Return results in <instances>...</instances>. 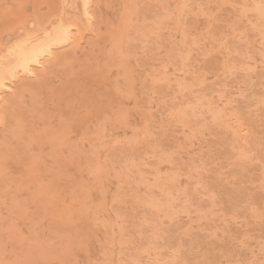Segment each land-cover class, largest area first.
<instances>
[{"label": "rangeland", "instance_id": "1", "mask_svg": "<svg viewBox=\"0 0 264 264\" xmlns=\"http://www.w3.org/2000/svg\"><path fill=\"white\" fill-rule=\"evenodd\" d=\"M0 264H264V0H0Z\"/></svg>", "mask_w": 264, "mask_h": 264}, {"label": "bare ground", "instance_id": "2", "mask_svg": "<svg viewBox=\"0 0 264 264\" xmlns=\"http://www.w3.org/2000/svg\"><path fill=\"white\" fill-rule=\"evenodd\" d=\"M60 29H62V28H60ZM65 31H67V30H65ZM63 32H64V31H63ZM67 33H68V31H67ZM54 34H55V33H54ZM54 34H53V36H54ZM49 36H50V35H49ZM48 38H51V37H48ZM68 38H69V37H68ZM51 39H52V38H51ZM51 39H50V40H51ZM57 39H58V38H57ZM45 40H46V39H45ZM59 40H60V39H59ZM65 40H66V39H65ZM47 41H48V40H47ZM66 41H67V40H66ZM71 41H72V40H71ZM36 42H37V41H36ZM42 42H43V41H42ZM42 42H39L38 44H41ZM32 43H34V42H32ZM25 44H27V43H25ZM35 44H37V43H35ZM35 44H33V45L35 46ZM30 45H31V43H30ZM41 45H42V44H41ZM41 45H40V46H41ZM31 46H32V45H31ZM31 46H29V48H30ZM53 46H54V45H53ZM16 47H17V46H16ZM49 47H50V46H49ZM9 48H10V47H9ZM18 48H19V47H18ZM27 48H28V46H27ZM36 48H37V47H36ZM38 48H39V47H38ZM16 49H17V48H16ZM50 49H51V48H50ZM50 49H49V50H50ZM13 50H14V48H13ZM25 50H26V49H25ZM25 50H24V51H25ZM31 50H32V49H31ZM43 50H44V49H43ZM14 51H15V50H14ZM45 51H46V50H45ZM25 52H28V51H25ZM34 52H35V51H34ZM41 52H42V51H41ZM49 52H50V51H49ZM49 52H48V53H49ZM11 53H12V52H11ZM11 53H10V54H11ZM13 53H14V52H13ZM13 53H12V54H13ZM20 53H21V52H19V54H20ZM28 53H29V52H28ZM30 53H31V52H30ZM42 53H44V52H42ZM42 53H41V54H42ZM45 53H47V52H45ZM48 53H47V54H48ZM16 54H18V53H16ZM25 54H26V53H25ZM47 54H46V55H47ZM10 56H11V55H10ZM13 56H14V55H13ZM13 56H12V57H13ZM17 56H18V55H17ZM43 56H44V55H43ZM18 57H19V56H18ZM27 57H28V56H27ZM30 57H32V58H30ZM30 57H29V59H32V60H33L34 58H35V59H38V56H37V57H36V56L33 57V54H32V56H30ZM39 57H40V56H39ZM20 58H21V57H20ZM42 58H43V57H42ZM17 59H18V58H17ZM35 59H34V60H35ZM13 60H14V59H13ZM18 60H19V59H18ZM26 60H27V59H26ZM22 61H23V63H24V59H22ZM22 61L19 60V62H22ZM28 61H29V60H28ZM36 61H37V60H36ZM10 62H11V61H10ZM11 63H12V62H11ZM11 63H9V64L6 63V64H7V65H10ZM14 63H16V62L13 61L12 65H13ZM23 63H20V64H23ZM28 63H29V62H28ZM28 63H27V64H28ZM33 63H34V62H33ZM27 64H23V65L26 67ZM29 65H30V64H29ZM34 65H35V64H34ZM34 65H33V66H34ZM13 66H14V65H13ZM21 66H22V65H21ZM3 67H4V66H3ZM3 67H2V69H3ZM10 67H11V65H10ZM10 67L7 66V67H4V68L7 69V68H10ZM28 67H29V66H28ZM28 67H26V68H28ZM14 68H15V67H13V69H14ZM21 68H23V71H24V67L22 66ZM29 68H30V67H29ZM13 69H12V70H13ZM31 69H32V68H31ZM26 70H27V69H26ZM2 71H3V70H2ZM10 71H11V70H10ZM10 71H9V72H10ZM27 71H28V70H27ZM182 71H183V70H182ZM7 72H8V71H7ZM7 72H6V73H7ZM14 72H15V71H14ZM10 73H11V72H10ZM12 73H13V72H12ZM7 74H8V73H7ZM13 74H14V73H13ZM4 75H5V74H4ZM8 75H9V74H8ZM10 75H12V74H10ZM2 76H3V73H2ZM13 76H14V75H12V77H13ZM9 77H10V76H9ZM9 77H8V78H9ZM12 77H11V78H12ZM6 78H7V77H6ZM3 79H4V78H1V80H3ZM4 80H5V79H4ZM2 82H3V81H2ZM3 83H5V85H6V82H3ZM2 85H3V84H2ZM5 85H4V86H5ZM1 89H2V88H1ZM43 92H44V91H43ZM46 95H47V94H46ZM41 97H42V96H41Z\"/></svg>", "mask_w": 264, "mask_h": 264}]
</instances>
